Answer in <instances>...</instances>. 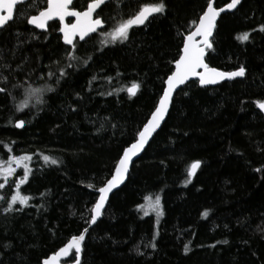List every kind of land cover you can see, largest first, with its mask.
<instances>
[{
  "label": "trees",
  "instance_id": "16d2710c",
  "mask_svg": "<svg viewBox=\"0 0 264 264\" xmlns=\"http://www.w3.org/2000/svg\"><path fill=\"white\" fill-rule=\"evenodd\" d=\"M215 1L222 6L230 0ZM89 2L76 0L73 6L82 10ZM157 2L103 5L99 17L105 27L77 40L81 59L71 61L75 67L67 68L59 84L72 46L62 42L58 22L45 32L26 22L46 0L18 5L15 22L0 30V74L7 77L6 83L0 79L7 89L0 93V159L29 154L58 161L35 163L21 188L32 197L28 207L6 211L14 187L0 189V264H43L85 228L80 264H264V115L257 106L264 101V0H243L223 14L215 51H208L210 66H244V78L213 87L192 81L181 88L127 182L89 228L98 189L149 119L208 0H164L166 12L134 26L128 41L102 42L101 33ZM244 32L251 33L247 42L237 39ZM49 71L56 75L49 78ZM133 82L141 85L135 97L116 92ZM49 84L55 91L44 93V103L33 97L29 109L17 110L27 89ZM21 119L25 127L16 128ZM195 161L201 166L189 177ZM157 195L163 215L145 216L141 205Z\"/></svg>",
  "mask_w": 264,
  "mask_h": 264
},
{
  "label": "snow or ice",
  "instance_id": "6c2138e0",
  "mask_svg": "<svg viewBox=\"0 0 264 264\" xmlns=\"http://www.w3.org/2000/svg\"><path fill=\"white\" fill-rule=\"evenodd\" d=\"M26 2L27 0H0V30L10 27V22H15L16 6ZM108 2L109 0H90L86 5V10L79 11L72 7L73 0H46V7L43 10H40L37 14L31 15L27 18L26 22L28 24L34 26L36 29L44 31L48 30L50 21L56 20L63 25L60 28V31L63 33V42L67 45H71L72 48L66 56V59L69 60L70 63H68L65 68L59 70V77L56 79V84H59L60 78H63L66 75L67 68L75 67L71 61H79L81 59L76 55L77 40L85 41L86 37L91 33L96 32L97 29L102 26V19H94L93 16L95 14L99 17L100 13L97 10H102L101 6L106 5ZM240 4L241 0H230V3H227L226 7H214V0H208L206 10L199 17V22H192L195 30L187 35L186 41L183 45L182 54H180L179 59L175 61V71H173L165 81L167 86L163 89V94L159 98L154 111L151 113L147 122L143 124L142 129L138 131L135 142L131 143L129 147L123 149L122 155L117 160L114 174L111 179L107 180L105 185L98 189L100 195L92 209L93 214L89 220L90 225H95L99 217L102 215V210L108 200L109 193L118 185L122 184L126 179L129 168L133 163V158L137 157L144 151L145 146L153 139V135L161 128L165 118L169 115L170 107L173 106V94L179 86L184 85L192 77H198V83L201 86H207L218 84L223 80H233L237 77L245 76L246 68L244 66H240L237 71L225 72L220 71L215 67H210L209 64L205 62V57L208 54V51H215L213 40L210 38L213 36V31L216 28L217 18L221 13L225 12L226 9H235ZM165 12L166 4L164 0H159L157 3L144 4L134 16L123 20L111 32H107L104 35L109 36L112 42L119 41L124 43L129 40V32L134 26L144 25L149 21L150 17H154L156 14L163 15ZM68 17L76 18L75 23H64ZM253 31H255V29ZM259 31L264 32V25L260 26ZM17 35L19 36V34ZM250 35L251 33L244 32L237 36V39L241 42H247L249 41ZM197 37L200 39H197ZM35 38L38 39L39 37ZM103 43L107 44L108 41H103ZM0 59H2V56H0ZM83 63L86 65L88 60L85 59ZM3 67L8 68L10 66L3 65ZM47 75L51 78L56 74L49 71ZM0 79L5 83L7 82V77L2 76V74H0ZM140 88L141 85L139 83L133 82L130 87H121L117 89L116 92L119 93L126 91L130 97H135ZM26 91L27 98L19 104L18 111L29 109L33 97H35L38 104L44 103V93L55 91V87L49 84L45 87L30 88ZM4 92H7V89L5 87H0V93ZM186 94L187 93L185 92V95ZM108 95H112V93L109 92ZM257 106L264 111V102L257 101ZM15 127L24 128L25 121L23 119L17 121ZM9 151H11V149H9ZM31 159L32 157L29 155L19 157L13 156L6 164H0V176H3L5 181H7L8 177L15 174L16 167H13V165L21 167L24 170L19 184H16V194L12 195L10 201H8L6 211L16 210L14 209L16 204L23 205L24 207L29 206V201L32 197L22 195L20 192V185L27 182L28 176L31 173V169L28 166ZM43 159L45 162H50L52 165L58 163L56 159H52L49 156H43ZM200 166V161L191 163L188 168V176H195L196 171ZM261 170L262 169L260 168L256 169L258 172ZM4 186L3 183H0V188H3ZM88 187L91 188L93 185L90 184ZM147 199L150 202L149 206L156 212L157 217L159 218L162 216L163 211L160 197L157 195L154 201H152L151 197H148ZM3 200H5V197L0 196V201ZM141 208H144V206L141 205ZM147 214L148 213L145 212V215ZM203 215L207 217L208 212L205 211ZM158 222L159 220H157V223ZM87 232L88 229L85 228L82 234L72 236L66 246L62 247L49 259L44 260L43 264H59L60 258L67 257L73 250L75 254L72 259L75 261V264H80L78 257L82 252V244L86 239ZM222 243L227 244L228 241L225 240ZM151 247L155 248V243H152ZM188 251V245H185V252L187 253Z\"/></svg>",
  "mask_w": 264,
  "mask_h": 264
},
{
  "label": "water",
  "instance_id": "95a60500",
  "mask_svg": "<svg viewBox=\"0 0 264 264\" xmlns=\"http://www.w3.org/2000/svg\"><path fill=\"white\" fill-rule=\"evenodd\" d=\"M29 0H27V2H28ZM110 1V0H109ZM242 1L243 0H241V3H242ZM75 2V0H73V3ZM228 3H230V1L228 2ZM227 4V3H226ZM226 4H224V5H222V6H218V7H226ZM18 5H20V4H18ZM17 5V6H18ZM17 6H16V8H17ZM73 6V5H72ZM103 6V5H102ZM101 6V7H102ZM240 5H238L235 9H232V10H228V9H226V11L225 12H223V13H221L220 14V16L217 18V21H216V26H217V23H218V20H219V18L223 15V14H226V13H231V12H234V11H236L237 10V8L239 7ZM214 7H217L216 6V1L214 0ZM76 10H78V9H76ZM84 10H86V9H84ZM99 10L100 9H98L97 11L99 12ZM79 11H83V10H79ZM93 18L94 19H96V18H100V19H102L101 17H96V15L94 14V16H93ZM75 19L76 18H74V17H68V18H66V20H65V22L64 23H75ZM68 20H72L71 22H68ZM54 21H56V20H54ZM102 21H103V19H102ZM51 22H53V21H50L49 22V24L51 23ZM198 22H199V20H198ZM197 22V23H198ZM30 26H32V25H30ZM63 25L60 23V28L62 27ZM32 27H34V26H32ZM105 27V23H104V21H103V24H102V26L101 27H99L98 29H97V31L96 32H94V33H91L88 37H90L91 35H94V34H96V33H98V31H100L101 29H103ZM39 31H42V32H45L44 30H41V29H38ZM195 30V28H193L191 31H194ZM215 30H216V28L214 29V31H213V36L210 38V39H212L213 40V37H214V34H215ZM190 31V32H191ZM59 34L61 35V38H62V42H63V33L60 31V29H59ZM190 32L188 33V34H190ZM187 34V35H188ZM187 35L185 36V38H184V42L186 41V37H187ZM88 37H86L85 38V40L88 38ZM197 39H200L199 37H197ZM80 42H83V41H80ZM64 43V42H63ZM65 44V43H64ZM67 45V44H66ZM184 45V44H183ZM182 49H183V47H182ZM181 54H182V50H181ZM208 55V54H207ZM207 55H206V57H205V62L206 63H208L207 62ZM179 59V58H178ZM209 64V63H208ZM210 66V65H209ZM210 67H213V66H210ZM216 68V67H215ZM216 69H218V70H220V71H225V70H222V69H219V68H216ZM238 69H236V70H231V71H225V72H232V71H237ZM173 71H175V63H174V69H173ZM172 71V72H173ZM172 72H171V74H172ZM170 74V75H171ZM168 78V77H167ZM241 78H244V77H237V78H235V79H241ZM235 79H233V80H235ZM167 80V79H166ZM192 81H197L198 82V77H192L189 81H187L184 85H181V86H179L177 89H176V92L173 94V100H174V98H175V95H176V93L181 89V88H183L186 84H188V83H190V82H192ZM224 81H232V80H223V81H221L220 83H222V82H224ZM220 83H218V84H220ZM218 84H215V85H207V86H202V87H213V86H217ZM200 85V84H199ZM166 83H165V87H164V89L166 88ZM201 86V85H200ZM163 94V93H162ZM162 96V95H161ZM264 102V101H263ZM258 109H259V111L264 115V111H262L259 107H258ZM154 111V110H153ZM170 111H171V107H170V109H169V113H170ZM150 118V117H149ZM167 118H168V116L165 118V121L162 123V125H161V128H162V126L164 125V123L166 122V120H167ZM160 128V129H161ZM160 129H158L157 130V133L160 131ZM157 133H155L154 135H153V138L155 137V135L157 134ZM153 140V139H152ZM152 140H150L149 141V143H148V145L151 143V141ZM135 142V141H134ZM133 142V143H134ZM148 145H146L145 146V149H144V151L143 152H141L137 157H134L133 158V163L131 164V166H130V168H129V172H128V174H127V177H126V179L124 180V182L122 183V184H120V185H118L116 188H114L110 193H109V195H108V200H107V202H106V204H105V206H104V209L102 210V215L99 217V219L97 220V222L100 220V219H102V217H103V213H104V211H105V209H106V207H107V205H108V203H109V200H110V198L112 197V195L115 193V192H117L118 190H120L124 185H125V183L127 182V180H128V178H129V175H130V173H131V170H132V168H133V166H134V164L142 157V155H143V153L145 152V150H146V148L148 147ZM130 146V145H129ZM128 146V147H129ZM198 170V169H197ZM197 172V171H196ZM113 174H114V171H113ZM112 174V175H113ZM112 177V176H111ZM111 177L109 178V179H111ZM108 179V180H109ZM107 182V181H106ZM105 185V184H104ZM103 185V186H104ZM102 186V187H103ZM100 195V194H99ZM98 199H99V196H98ZM98 199H97V201H98ZM94 225H89V228H92ZM83 233V232H82ZM81 233V234H82ZM87 235V234H86ZM70 240H68L67 241V243L69 242ZM66 243V244H67ZM84 243V242H83ZM66 244L64 245V246H66ZM64 246H62V247H64ZM61 247V248H62ZM60 248V249H61ZM59 249V250H60ZM58 250V251H59ZM57 251V252H58ZM74 252V250L71 252V253H69V255L67 256V257H61L60 258V260H59V264H65V262H66V264H75V261L73 260V261H68L69 259H70V257H71V255H72V253ZM82 252H83V244H82ZM82 252H81V254H80V256L78 257L79 258V260H80V262H81V259H82ZM56 253V252H55ZM55 253H53V254H51L49 257H47V258H45L44 260H46V259H49L52 255H54ZM44 260H43V262H44Z\"/></svg>",
  "mask_w": 264,
  "mask_h": 264
},
{
  "label": "rangeland",
  "instance_id": "374dc122",
  "mask_svg": "<svg viewBox=\"0 0 264 264\" xmlns=\"http://www.w3.org/2000/svg\"><path fill=\"white\" fill-rule=\"evenodd\" d=\"M111 31H112V30H111ZM111 31H108V32H111ZM105 33H107V32H105ZM105 33H101V36H100V37L102 38V39H101L102 42H103V41H108V43H114V42L111 41V38H110L109 36L104 35ZM116 42H119V41H116ZM108 43H107V44H108ZM27 155H29V154H27ZM13 156H15V155L11 154V155H8L7 158L0 159V164H6L9 160H11V158H12ZM19 156H24V155H18L17 157H19ZM29 156L32 157L31 161H30L29 164H28L29 168L31 169V173H32V168L35 166V163H36L37 161L42 162L44 165H45V164H50V162H45V161H44L43 156H45V155H38V156H35V155H29ZM13 167H16V172H15L14 175L8 177L7 181H5V179H4L3 176H0V183H3V184L5 185L3 188H0L1 190H3L6 186H8V185H10V184H13V187H14V191H13V193L9 196L7 202L10 201V198H11L12 195H15V194H16V184H19V181H20V179L22 178L23 171H24L23 168L18 167V166H16V165H13ZM31 173H30V175H31ZM30 175L28 176V179H29ZM27 181H28V180H27ZM24 184H25V183H24ZM24 184L20 185V192H21L22 195H25V194H23V192H22V190H21V188H22V186H23ZM1 190H0V191H1ZM1 194H2V193L0 192V195H1ZM154 200H155V198H152V201H154ZM160 201H161V205H162V209H163L162 198H161ZM29 203H30V201H29ZM149 204H150V202H149L148 199H147V200L145 201V203L143 204V206H144L143 209H145V210L147 211V213H148L147 215L154 214V213L156 214V212L152 210V208L149 206ZM15 206H18V207H19V206L24 207L23 205H20V204H16ZM143 213H144V215H145L144 210H143ZM147 215H145V216H147ZM158 220L160 221V219H158ZM155 224L158 226L159 222L157 223V220H156V223H155Z\"/></svg>",
  "mask_w": 264,
  "mask_h": 264
},
{
  "label": "flooded vegetation",
  "instance_id": "af4514ba",
  "mask_svg": "<svg viewBox=\"0 0 264 264\" xmlns=\"http://www.w3.org/2000/svg\"><path fill=\"white\" fill-rule=\"evenodd\" d=\"M75 1H76V0H75ZM110 1H111V0H110ZM110 1H109V2H110ZM74 3H75V2H74ZM74 3H73V5H74ZM216 6L218 7L219 5L216 4ZM72 7L75 8L74 6H72ZM75 9H76V8H75ZM84 9H86V8H84ZM84 9H82V10H84ZM205 10H206V9H205ZM96 17H97V16H96ZM71 21H72V20H68V22H71ZM53 22H58V21H53ZM51 23H52V22H51ZM58 23H59V25H60V22H58ZM59 29H60V27H59ZM101 30H102V29H101ZM101 30H100V31H101ZM100 31H98V33H99ZM78 41H79V40H78Z\"/></svg>",
  "mask_w": 264,
  "mask_h": 264
}]
</instances>
